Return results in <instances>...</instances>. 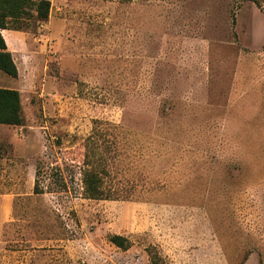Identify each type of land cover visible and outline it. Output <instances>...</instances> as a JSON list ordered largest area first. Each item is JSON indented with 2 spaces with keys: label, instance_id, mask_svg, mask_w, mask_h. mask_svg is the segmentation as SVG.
<instances>
[{
  "label": "rangeland",
  "instance_id": "374dc122",
  "mask_svg": "<svg viewBox=\"0 0 264 264\" xmlns=\"http://www.w3.org/2000/svg\"><path fill=\"white\" fill-rule=\"evenodd\" d=\"M49 2L1 30L0 264H264V0Z\"/></svg>",
  "mask_w": 264,
  "mask_h": 264
},
{
  "label": "trees",
  "instance_id": "16d2710c",
  "mask_svg": "<svg viewBox=\"0 0 264 264\" xmlns=\"http://www.w3.org/2000/svg\"><path fill=\"white\" fill-rule=\"evenodd\" d=\"M257 4V0H252ZM49 0H0V72L16 78L17 67L11 53L7 49L5 39L1 30H21L27 20L36 19L45 21L49 16ZM26 24V25H27ZM22 124V109L20 96L17 90L0 88V125L20 126ZM84 196L88 199H106L104 195V184L101 173L94 166L85 169L82 174ZM35 193H39L37 184L34 187ZM109 242L114 246L127 249L129 244L126 238L118 235L109 237ZM152 264H158L155 258L151 259Z\"/></svg>",
  "mask_w": 264,
  "mask_h": 264
},
{
  "label": "crops",
  "instance_id": "0c3cea01",
  "mask_svg": "<svg viewBox=\"0 0 264 264\" xmlns=\"http://www.w3.org/2000/svg\"><path fill=\"white\" fill-rule=\"evenodd\" d=\"M7 45V44H6Z\"/></svg>",
  "mask_w": 264,
  "mask_h": 264
}]
</instances>
